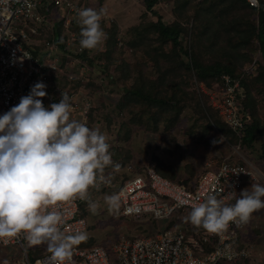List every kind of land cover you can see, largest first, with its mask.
I'll return each instance as SVG.
<instances>
[{
  "label": "rangeland",
  "instance_id": "1",
  "mask_svg": "<svg viewBox=\"0 0 264 264\" xmlns=\"http://www.w3.org/2000/svg\"><path fill=\"white\" fill-rule=\"evenodd\" d=\"M71 1L82 8L105 10L101 27L107 33L106 41L97 49H83V52L77 55L80 53L79 49H82L79 43L81 37L80 26L76 22L77 16L68 19L63 16L64 11H57L55 17L53 19L49 17L48 24L45 23V28L41 30L39 37L41 49H44L43 55L48 56L51 51L60 52L66 46L65 49L72 50V58L77 57L86 62V76L82 75L83 81H79L76 85L72 84V89L76 92L80 90L82 100L90 105L88 127L99 128L107 135L108 143L111 145L110 151L113 153L112 159L121 165L119 172H113L111 167L105 169V176L112 177L110 183L102 184L99 190L95 188L89 190L92 200L98 202L99 207L93 213L89 210L88 203L85 204L83 215L89 222L87 240L90 241L82 248L102 246L110 249L123 239L133 241L164 231L182 230L190 237H199L201 232L206 230L187 220L190 211H179L171 219L136 220L123 216L121 208L109 210V206L104 202V196L113 194L114 185L122 183L134 173H143L148 167L154 166L156 171L162 172L159 163L171 167L172 175L169 177L171 181L187 184L198 180L206 171L219 168L226 160H231L251 168L253 178L246 181L243 189L250 188L253 182L264 184V100H261L262 95L257 94L259 86L256 88L252 86L251 93L260 100L256 111L262 133L258 135L253 146H246L240 136L237 135L238 137L235 138L230 133L231 130L222 122L223 119H220L216 105L214 107L215 102L220 101L225 94H222L220 84L215 85V82L211 81L212 84L209 81L202 82L198 79V72L192 70L190 77L185 76L183 77L185 79L178 83L177 87L183 88L186 93L184 96L176 95L180 97L178 100L184 108L173 119V126L168 128L160 123L155 125L153 120L150 122L151 125L145 128L137 124L138 119H131L130 109L119 106L125 85L129 84V81L130 84L134 83L133 78L137 77L132 74V69L131 76L128 72L123 74V71L138 64L151 82L159 80L160 76L152 61L157 56L155 51L161 49L162 54H169L172 60L184 53L185 61L186 58L189 60L203 58L204 64L208 65L230 59L228 63L242 59L238 68L240 75L247 73L248 77L258 76L264 66V60L256 37L257 17L253 18L255 15L253 11L248 12L244 9V4L239 2L242 6L238 5L236 0H184L177 11V6L172 0H161L154 8L155 14L146 10L144 0ZM209 7L212 8L211 12L217 15L211 25L207 23L204 14ZM200 13L202 16H199ZM232 18L244 22L251 19V23H254H252V35H254L252 46L248 48L249 50L240 46L238 53L233 55L229 54L232 44L227 43L235 34L228 23ZM159 19L169 25L180 23L184 30H187V33L182 34L181 47L171 42L160 44L157 33L150 28L152 23ZM133 28L137 30L136 36L134 34L131 38ZM109 31H113V34ZM205 35L211 37H207L206 41ZM134 38L136 40L133 45L131 41ZM196 43L197 46L194 48ZM115 44L118 45L116 48ZM107 49L110 54L108 59L102 56ZM117 51L121 53L119 57L115 56ZM88 52L93 56L91 61L93 63L86 59ZM187 52L189 55L186 54ZM244 54L249 55L245 60ZM106 61L110 63V67L106 66ZM144 61L147 62L146 66H142ZM158 66L161 67L163 64ZM63 78L65 80V77ZM84 82L85 85H80ZM198 99L203 104L207 103L212 111H217L215 114L219 115L223 128L215 124L208 133L204 134L197 125L199 115L192 111ZM204 124L207 125V122ZM214 141L216 143H213ZM156 158L160 160L159 163ZM234 203L235 200L226 204ZM240 237L244 244L249 245L246 248L252 255L245 264H264V209L252 214ZM30 255L34 258L37 253L30 251ZM19 258V252L15 247L0 252V264H15Z\"/></svg>",
  "mask_w": 264,
  "mask_h": 264
},
{
  "label": "built area",
  "instance_id": "2",
  "mask_svg": "<svg viewBox=\"0 0 264 264\" xmlns=\"http://www.w3.org/2000/svg\"><path fill=\"white\" fill-rule=\"evenodd\" d=\"M247 2L258 8L257 0ZM258 3L260 5L259 0ZM77 9L84 8L71 0H0V116L16 106L21 97L28 95L35 83L43 82L47 85V96L42 100L45 107L58 103L61 94L65 93L70 98V119L88 126L90 105L82 100L80 90L72 89L73 81H83L84 69L80 66L83 62L68 56L63 63L36 53V49L42 46L39 37L49 17L53 19L57 11H64L63 16L70 19L77 16ZM79 52L82 53L83 49ZM54 77H65L69 87L57 86ZM220 86L222 94H225L214 107L216 105L228 128L241 136L245 126L251 122L244 118L242 112L246 99L240 80L223 75ZM252 178L248 165L231 160L187 184L163 177L152 166L114 185L113 193L120 194L121 214L127 218L171 219L179 211H191L193 204L204 202L210 194H215L218 199L231 191L239 195L246 181ZM232 201L225 200V203ZM86 203L75 200L61 206L65 221L62 230L67 234L88 231L89 222L82 211ZM246 226L247 223L233 222L223 234L203 231L197 238L182 230L164 231L133 241L123 239L110 249L75 246L73 264H245L252 258L251 251L246 248L249 245L244 244L240 237ZM43 245L47 244H30L24 233L14 238H0V252L13 247L18 250L20 258L15 264H51L48 259L50 253ZM30 251L37 256L32 258Z\"/></svg>",
  "mask_w": 264,
  "mask_h": 264
},
{
  "label": "clouds",
  "instance_id": "3",
  "mask_svg": "<svg viewBox=\"0 0 264 264\" xmlns=\"http://www.w3.org/2000/svg\"><path fill=\"white\" fill-rule=\"evenodd\" d=\"M76 14L81 48H99L107 39L101 27L105 10L84 8ZM46 87L35 83L28 95L0 116V238L24 233L32 245L47 244L51 264H73L74 247L89 236L85 231L67 234L62 230L61 206L86 201L95 213L99 204L89 190L110 183L112 177L105 176V169L119 172L121 165L112 159L106 134L70 119L67 94L62 93L58 103L44 106ZM262 198L264 184L255 182L239 195L231 191L218 199L210 194L204 202L193 204L187 220L209 233L223 234L230 223H247L254 212L264 209ZM104 202L109 210H118L120 194L105 195Z\"/></svg>",
  "mask_w": 264,
  "mask_h": 264
},
{
  "label": "trees",
  "instance_id": "4",
  "mask_svg": "<svg viewBox=\"0 0 264 264\" xmlns=\"http://www.w3.org/2000/svg\"><path fill=\"white\" fill-rule=\"evenodd\" d=\"M184 0H174L175 6H177L176 11L179 9L181 3ZM146 10H148L151 13L155 14V6H157L161 0H144ZM239 2H242L244 4V9H247L248 12H252L255 14L253 18L257 17V40L260 46V51L262 54V58L264 60V0H260V5L258 8L251 7L247 0H236V3L238 5H241ZM184 7L186 4L183 5ZM242 6V5H241ZM212 8H207V12L205 14V18L207 20V23L210 25L213 23V20L217 18L216 13L211 12ZM214 10V9H213ZM199 16H202L201 13ZM207 17H210L207 18ZM231 28L234 29V35L232 39H229L227 43H231V50H229V54L233 55V53H238L240 49H238L240 46H243L244 48H250L252 46V39L254 35H252V23L251 19L246 22L240 21L238 19H230L228 21ZM245 23V25H244ZM254 24V23H253ZM60 27V26H59ZM254 27V28H255ZM154 33H157L158 39H160V44L163 45L164 43L171 42L173 45H176L178 47H181V37L183 32L187 33V30L182 27V24L177 23L174 25H167L162 22L161 19H159L157 22L152 23L150 27ZM60 31V30H59ZM136 29H132L131 38H133V35L136 36ZM111 34H113V31H109ZM148 32V31H147ZM251 34V35H250ZM191 36H194V34ZM206 38V41L208 40L207 37H211L209 35L204 36ZM194 38V37H193ZM195 39V38H194ZM134 40L132 39L131 43L134 45ZM193 44V43H192ZM118 45L115 44V48ZM197 46V43L194 44V48ZM62 47V45H61ZM66 47V46H65ZM64 47V49H65ZM63 48V47H62ZM161 48V47H160ZM115 53V52H114ZM157 53V56L153 58V64L154 67H156L157 74L160 76L159 80H155L154 82H151L150 79H148L147 74L145 72H142L140 70V65L136 64L133 68L132 66L129 67L126 71H123V74L125 72H128L130 74V70L132 71V74L137 75V77L133 78L134 83L126 84L124 90V95L121 97L120 107H126L128 110L130 109V115L131 119H138L137 124H141V126L147 128L151 124L150 122L154 120V124H161L166 125L168 128L173 126V119H175L179 115V111L183 110V105H181L180 101L178 100L180 97H177V94H181L184 96L186 91L182 88H178L179 81L182 79H185L183 77H190L192 74V70H196L198 72V79L202 82L209 81V83H214L215 85L222 83V76L223 75H230L235 80H240V85L243 88L244 91V97L246 98L244 108L242 110L243 114L245 115L244 118L246 120H249L251 123L246 125L241 137V140L243 141L244 145L253 146L254 143L257 141L258 135L262 133L261 130V123L259 116L257 114L256 108L258 104L257 97L252 95L251 88H257V94L262 95L264 97V66L261 70L260 75L258 76H251L248 77L247 74L244 75L243 78H241L240 72H238L239 64L242 62V59H239V61H232L228 63L230 60H226L220 63H214L212 65L204 64L203 58L198 60L197 58L189 60L186 58L187 61L184 59V53L181 56H176V59L172 60L169 54H162L161 49H157L155 51ZM227 53V52H226ZM225 53V54H226ZM85 54V53H84ZM121 53L117 51L115 53V56L120 55ZM188 54V52L186 53ZM189 55V54H188ZM103 57L108 59L110 56L108 49L102 54ZM249 55L244 54V60L247 59ZM96 59V56L94 57ZM86 59L89 60L90 63L93 56H91L88 52V56L86 55ZM205 60V58H204ZM165 63V65H164ZM228 63V64H227ZM106 66L110 67V63L107 61L105 62ZM163 64V66L159 67L158 65ZM147 62H143L142 66H146ZM112 66V65H111ZM119 68V67H118ZM139 75H138V74ZM121 76V75H120ZM56 82L57 86L60 85H68V82L63 79H58L56 77L53 78ZM120 79V77H119ZM211 81V82H210ZM73 83L76 85L77 82ZM211 83V84H212ZM79 85V84H78ZM253 86V87H252ZM261 97V100H264V98ZM185 99V98H184ZM183 100V99H182ZM194 100V98H192ZM197 104L195 107H193L192 111L196 113V115H199L200 119H198V126L202 129L204 134L208 133L210 129L216 124L223 128V124L221 122V118L219 119V115H216L217 111H212L211 108L208 107V104L201 103V100L198 99L196 101ZM207 102V101H205ZM204 102V103H205ZM214 109V108H213ZM128 113V111H126ZM126 113V114H127ZM207 122V125H205L203 122ZM224 123V122H223ZM225 124V123H224ZM193 130V128H192ZM230 133L236 138L238 137L237 134L233 131H230ZM158 160V163L160 160ZM158 165L161 166L162 169H160L162 172L158 173L162 175L163 177L170 179L169 177L172 175L171 167H166L164 164L159 163ZM169 168V169H167ZM171 180V179H170ZM84 211V208L82 209ZM202 234V233H201ZM200 234V235H201ZM202 236V235H201ZM90 240H87L83 242L82 244L77 245L78 247L82 248L86 242H89Z\"/></svg>",
  "mask_w": 264,
  "mask_h": 264
},
{
  "label": "crops",
  "instance_id": "5",
  "mask_svg": "<svg viewBox=\"0 0 264 264\" xmlns=\"http://www.w3.org/2000/svg\"><path fill=\"white\" fill-rule=\"evenodd\" d=\"M173 1V3L175 4V2H174V0H172ZM163 22V21H162ZM163 23H165V22H163ZM166 24V23H165ZM167 25H169V24H167ZM43 52H44V49H36V53L38 54V55H41V56H44V57H47V58H50V59H52L53 58V60H56V59H59L60 61H64V62H66L67 60H66V58H67V56H73L72 55V52L71 51H69L68 49H61V51L59 52V51H56V50H53V51H51V54L49 53L48 54V56H45V55H43ZM48 53V52H47ZM54 56V57H53ZM82 61V60H81ZM83 62V63H82ZM81 63V65L80 66H83V69H84V72H83V75L84 76H86V74H87V71L85 70V68H86V62H84V61H82ZM89 70H90V68H89ZM63 85V84H62ZM69 82H68V85H65L64 87H69ZM222 119V118H221ZM223 121V120H222Z\"/></svg>",
  "mask_w": 264,
  "mask_h": 264
}]
</instances>
